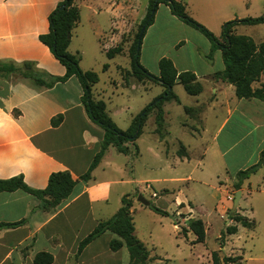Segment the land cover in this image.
Here are the masks:
<instances>
[{"label": "crops", "instance_id": "crops-1", "mask_svg": "<svg viewBox=\"0 0 264 264\" xmlns=\"http://www.w3.org/2000/svg\"><path fill=\"white\" fill-rule=\"evenodd\" d=\"M61 1L63 0H0V61L11 62L17 67L23 62H31L39 72L56 77L63 76V65L38 39L40 34L48 32V16ZM199 1L204 7L221 8L234 0ZM75 4L79 9V21L72 29L67 51L79 55V67L82 71H93L94 67L86 61V38L90 36L95 39L99 43L100 53L105 56V51L115 46L112 41H109L112 46L104 45L105 35L109 34L111 39L112 30L118 29L129 34L132 27H135V0H75ZM161 7L169 15L170 21L182 25L163 4L158 6L154 20ZM153 24L154 21L142 41ZM113 36L115 41L119 39L118 35ZM128 43L130 45V41ZM128 47L111 59L105 56L109 63H105L107 68L103 71H110L112 65L117 69L120 65L115 63V58L118 56L128 58L127 68L121 66V69L130 70ZM142 47L141 44L140 63L157 76L158 61L164 55L157 56L154 66L150 68L143 61ZM206 47L205 50L193 53L177 52L174 57L168 58L178 73L191 71L202 85L200 94L189 95L194 100L192 105L186 107L194 109L206 103V109L202 113L203 126L197 134L202 140L198 165L203 169L214 170L216 178H223L219 180V186L216 188L220 197L214 198L217 201L215 212L224 229L231 223L227 212L233 210L235 175L239 170L257 163L264 148V102L236 97L237 100L232 99L233 86L213 77L214 73L224 68L221 52L216 50L211 58H208L210 45ZM263 78L264 76L261 77ZM261 79L253 86L264 83ZM98 83L99 77L91 91L96 100H102V90L97 87ZM140 83L144 91L155 85L161 87L160 94L163 92V87L159 84L151 81ZM177 85L180 84H175L173 91L179 102V95L175 91ZM111 86V95H119L123 94L121 91L131 88L132 81L128 79L126 84L123 80L112 81ZM208 90L213 94L207 101L205 93ZM226 92L229 93L231 102H226L220 97ZM81 96V85L74 76L52 87L38 86L32 79L22 77L18 72L11 73L8 78L0 77V179L21 175L28 187L38 190L46 187L50 174L55 172L67 171L75 181L69 197L53 211L41 208L36 197L20 189L0 192V224L23 221L16 227L0 228V264H34V258L39 253L50 255V264H123V260L126 261L125 264L129 262L125 244L117 251L109 248V242L118 239L109 231L102 233L78 251L80 241L99 221L112 217L121 207V198L130 194L132 189L129 191L128 188L126 191L123 185L133 187L140 182L127 179L129 174H126V165L131 166V161L139 156L135 147L137 139L134 143L125 144L128 148L127 154L118 152L126 158L122 166L107 163L108 153L113 148L116 149L109 146L92 170L90 179H80L99 150L104 134L103 129L88 117L81 103ZM167 102L163 104V111ZM239 107L248 112V121L235 117ZM119 108L123 110L121 106ZM106 112L115 123L116 117L108 111L107 105ZM196 114L193 113V116L199 115ZM129 115L131 121L135 115ZM57 116H61V122L58 126H52L51 120ZM168 132H162L161 128L158 134L154 129L160 140L159 145L161 142L165 148ZM186 152L182 156L176 154L177 163L191 160L189 146L186 147ZM150 165L152 164H147L149 168ZM259 169L243 181L239 189L241 197L234 211L244 216L240 211L241 201L244 197H249L246 206L250 207V217L256 219L262 233L257 235L254 232L256 226L247 229L238 225L237 232L225 238L224 244L229 247V253H225V245L220 252L222 256H240L241 264H264V181L254 180ZM151 182V179L144 180L145 184ZM134 188L140 190L137 185ZM149 188L152 189L151 186ZM256 195L261 198H254ZM180 204L179 207L186 210L184 203ZM189 211H184L188 215L187 220L191 215ZM134 234L137 236L135 226ZM193 241L194 239L191 240Z\"/></svg>", "mask_w": 264, "mask_h": 264}, {"label": "rangeland", "instance_id": "rangeland-1", "mask_svg": "<svg viewBox=\"0 0 264 264\" xmlns=\"http://www.w3.org/2000/svg\"><path fill=\"white\" fill-rule=\"evenodd\" d=\"M182 2L186 5L187 15L214 35L221 32L223 23L227 21L247 17L254 18L264 14V0H234L221 8L201 6L199 0H182ZM147 4L148 0H135V27H132L129 34L118 29L112 30L111 39L109 34L105 35L104 45L112 46L109 41L115 42V46L120 45L122 47L123 53V50L129 46L128 42L130 41L131 44L133 41L138 25L146 13ZM180 24L182 25L170 21L164 8L159 9L153 26L142 41V58L150 68L154 66L155 58L159 55H164L163 57L167 58L174 57L177 52L193 53L194 51L205 50L207 49L206 45H210L207 38L199 31L184 23ZM235 33L247 35L256 43H260L264 41V24L238 25L235 27ZM113 35H118L119 39L115 41ZM98 46L99 43L95 39L90 36L86 38L84 44L86 61L94 67L95 70L93 71L99 77L97 87L102 90L100 91V99L106 103L108 111L116 117L115 124L122 130L127 129L131 123L129 114L135 115L148 104L150 99L158 96L162 89L152 85L151 89L144 91L143 85L129 76L128 79L132 81L131 88L121 91L123 94L111 95V83L112 81L123 80L124 70L121 69V66L127 68L128 58L116 57L115 63L120 66L115 69L112 65L110 71L104 72L103 65L109 62L100 53ZM261 81L264 82V78ZM175 91L179 95V102L169 101L164 107L165 122L162 132L169 131L166 138V148L161 142L159 145L160 140L154 133L156 128L154 112H151L146 117L142 133L136 141L135 147L139 151V156L131 161V166L126 165L128 170L126 174H129L127 179L140 181L136 184L140 190L134 188L136 185L129 187L127 184L123 185V189L126 191L128 188L129 191L132 189L127 195L132 204L134 202L131 215L137 237L145 244L150 256L157 258L150 261L149 264H212L211 252L218 250L221 252L222 247H224H221L219 241L221 232L224 230L222 229L223 223L215 212L217 201L214 198V196L220 197L216 188L219 186V180L221 181L223 178H216L214 170L203 169L201 165H198L202 140L198 138L197 134L200 133L203 126L202 113L206 109V103L200 104V107H195L192 114L187 116L184 107L192 105L194 98L187 95L181 85H177ZM212 94L210 90L206 91L207 101ZM231 95L233 96L232 99L237 100L234 91ZM220 97L226 102L232 100L228 92ZM193 113L199 115L196 114L197 116L194 117ZM234 115L242 121H248L247 116L249 114L243 108L239 107ZM207 123L206 125H208ZM261 134L263 135L262 131ZM181 145L184 146V150L180 149ZM188 146L191 160L177 163L175 158L178 152L187 153L186 147ZM124 159L126 158L113 148L108 153L107 163L122 166L126 162ZM150 163L152 164L150 165L151 168L147 166ZM145 179H151L152 182L145 184ZM254 180L264 181V165L261 166ZM139 195L148 203L166 212V215L156 213L148 206L142 205L137 201ZM155 196L157 197L155 198ZM254 198H261V196L256 195ZM248 200L249 197L242 199L240 211L244 216L249 217L248 219L254 220L256 224V219L250 217V207L246 206ZM180 203H184L183 206L186 210H190V218L201 219L206 223L203 243L191 242L192 239H195L192 232H187L186 236L181 233V229L187 225L188 215L184 213L186 210L179 207ZM255 226L254 232L257 235L262 233L260 226L257 224ZM229 250V247L225 245V253H229ZM128 258L129 256L127 261ZM125 262L123 260V264Z\"/></svg>", "mask_w": 264, "mask_h": 264}, {"label": "trees", "instance_id": "trees-1", "mask_svg": "<svg viewBox=\"0 0 264 264\" xmlns=\"http://www.w3.org/2000/svg\"><path fill=\"white\" fill-rule=\"evenodd\" d=\"M163 4L168 7L171 15L182 23L199 31L210 43L208 58L216 50L221 52L223 70L213 74V77L222 82L233 86L234 95L237 99H257L264 102V83L254 87L262 76H264V41L256 43L251 37L235 33L238 25H259L264 24V14L258 17H247L234 19L223 23L219 36L214 35L203 25L195 21L186 13V5L182 0H148L145 16L138 25L137 32L132 43L128 47V57L130 59V70L123 72V80L126 84L128 77H134L137 81H151L163 87V92L154 97L146 104L131 120L129 127L122 130L117 127L106 112V105L102 100H96L92 94V86L97 83L98 75L94 71H82L79 67V55L71 54L67 51L71 39L72 29L79 21V9L75 0H63L57 4L55 9L48 16V32L40 34L38 39L45 45L51 54L63 65L65 73L61 77L39 72L31 62H23L17 67L11 62L0 61V77L8 78L11 73H20L22 77L30 78L38 86L52 87L58 82H64L74 76L79 81L82 88L81 103L83 104L88 117L93 123L103 129L104 134L100 143L99 150L94 155L88 170L81 175L80 179L87 181L91 177L92 170L98 165L103 154L109 146H113L120 153L127 154L126 143H134L141 135L146 117L154 112L155 132L159 134L164 122L163 104L167 101L178 102V97L173 91L175 84H180L184 91L191 96L201 93L202 85L197 80L196 75L191 71L178 73L171 59L161 57L158 61L159 74L156 76L150 73L139 61L142 39L147 28L153 23L158 6ZM122 53V47L116 45L105 51L108 59ZM107 65L103 66L105 70ZM186 114L194 111L193 108L184 107ZM61 116L51 120L52 126H58ZM184 150V146H180ZM182 156V152H178ZM264 164V149L260 152L257 163L239 170L236 181L233 183L235 191L241 188L244 180L255 174ZM75 181L67 171L55 172L50 174L47 185L44 189H32L28 187L21 175L8 179H0V192H12L22 190L36 197L40 202V207L53 211L65 199L69 197ZM181 205V204H180ZM132 202L128 195L121 198V207L107 220L99 221L94 229L87 234L79 243L80 252L89 242L109 231L115 234L118 239L109 242V248L117 251L125 244L129 264H149L157 258L151 257L143 242L134 234V222L131 215ZM148 207L156 213L166 215V212L158 209L151 203ZM227 218L231 223L225 226L219 237L221 247L224 245L225 238L237 232L238 225L253 229L255 221L242 216L237 211L229 210ZM23 221L14 223H2L0 228H12L22 224ZM187 232H192L195 236L193 243H203L205 240V226L201 219L190 218L187 220L186 227L181 229V233L186 236ZM219 251V250H218ZM213 251L210 254L212 264H238L240 256H221L220 251ZM52 257L46 253H39L34 258V264H50Z\"/></svg>", "mask_w": 264, "mask_h": 264}, {"label": "water", "instance_id": "water-1", "mask_svg": "<svg viewBox=\"0 0 264 264\" xmlns=\"http://www.w3.org/2000/svg\"><path fill=\"white\" fill-rule=\"evenodd\" d=\"M240 197H241V191L237 190L234 193V197H233V201H232V209L233 210H235L238 207V202H239ZM137 201L140 202L144 206L149 205V203L146 200H144L140 195L137 197Z\"/></svg>", "mask_w": 264, "mask_h": 264}]
</instances>
